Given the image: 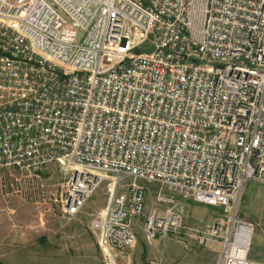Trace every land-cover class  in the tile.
<instances>
[{
	"label": "built area",
	"instance_id": "2783aa9c",
	"mask_svg": "<svg viewBox=\"0 0 264 264\" xmlns=\"http://www.w3.org/2000/svg\"><path fill=\"white\" fill-rule=\"evenodd\" d=\"M50 164L66 220L105 184L90 230L106 264L138 232L260 264L237 204L264 186V0H0V172ZM185 201L222 219L186 227Z\"/></svg>",
	"mask_w": 264,
	"mask_h": 264
},
{
	"label": "rangeland",
	"instance_id": "374dc122",
	"mask_svg": "<svg viewBox=\"0 0 264 264\" xmlns=\"http://www.w3.org/2000/svg\"><path fill=\"white\" fill-rule=\"evenodd\" d=\"M63 181V173L56 164H50L34 175L16 171L0 172V254L8 252L15 244L34 243L35 241L31 238L46 232L45 230L50 227L64 225L89 228L95 214L105 206V184L90 198L79 216L71 220H63L59 219V208L53 202V195ZM144 186L146 211L143 217L136 220V225L141 228L147 214L158 207L155 202L157 185L145 184ZM185 203L187 207L189 206V210L186 209ZM183 205L186 227L199 222L201 225L212 224L223 216L218 208L203 206L192 201H185ZM237 215L239 220L251 224L254 228L248 259L251 261L256 259L264 263V186L251 181L245 184L237 204ZM136 237V243L126 252L131 260L126 261L121 255L115 258L113 252V264H119L115 262V259L120 264H150L160 257L159 252H162V264L164 260L167 262L185 260V256L190 254H194L200 264H215L221 251L219 243L199 246L193 239L184 238V236H162L163 238L155 240L152 245L146 243L141 232H138ZM194 248H198L200 253L193 252ZM165 252L168 255L166 258ZM102 264H106L103 257Z\"/></svg>",
	"mask_w": 264,
	"mask_h": 264
},
{
	"label": "crops",
	"instance_id": "0c3cea01",
	"mask_svg": "<svg viewBox=\"0 0 264 264\" xmlns=\"http://www.w3.org/2000/svg\"><path fill=\"white\" fill-rule=\"evenodd\" d=\"M186 209L189 210L187 204ZM82 212L83 210L77 216ZM59 219L66 220L61 212ZM45 231L46 232H42L31 238L35 241L34 243L13 245L12 249L8 252L0 254V262L2 264H102V253L91 233L90 226L88 228L83 226L62 225L47 228ZM161 238L163 237L158 236L155 240H160ZM131 248L121 251L111 249V253L114 252L115 258L121 255L126 261H130V255L126 252ZM197 249L198 248H194L192 251L200 253V250ZM161 253L162 252H159V258L162 257ZM164 255L165 258L168 256L166 252ZM185 257V260L182 261L174 260L167 262L163 260L164 264H200L197 262V258L194 254H190L189 256L186 255ZM206 258H208V256ZM218 260L219 258H217L215 264H217ZM252 260L264 264L263 261L256 259ZM175 261L177 263H175ZM115 262L120 264L116 259Z\"/></svg>",
	"mask_w": 264,
	"mask_h": 264
},
{
	"label": "water",
	"instance_id": "95a60500",
	"mask_svg": "<svg viewBox=\"0 0 264 264\" xmlns=\"http://www.w3.org/2000/svg\"><path fill=\"white\" fill-rule=\"evenodd\" d=\"M153 51V48H149V49H146V50H143L144 53H151ZM140 51L139 50H136V54H139Z\"/></svg>",
	"mask_w": 264,
	"mask_h": 264
},
{
	"label": "bare ground",
	"instance_id": "6f19581e",
	"mask_svg": "<svg viewBox=\"0 0 264 264\" xmlns=\"http://www.w3.org/2000/svg\"><path fill=\"white\" fill-rule=\"evenodd\" d=\"M247 233V235H249V231L248 232H246Z\"/></svg>",
	"mask_w": 264,
	"mask_h": 264
},
{
	"label": "trees",
	"instance_id": "16d2710c",
	"mask_svg": "<svg viewBox=\"0 0 264 264\" xmlns=\"http://www.w3.org/2000/svg\"><path fill=\"white\" fill-rule=\"evenodd\" d=\"M0 264H2V263L0 262Z\"/></svg>",
	"mask_w": 264,
	"mask_h": 264
}]
</instances>
